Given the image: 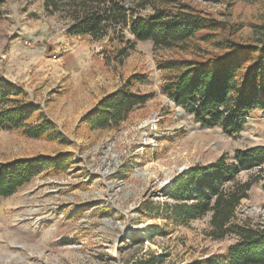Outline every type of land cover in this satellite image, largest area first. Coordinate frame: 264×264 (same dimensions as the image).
Listing matches in <instances>:
<instances>
[{
	"label": "rangeland",
	"instance_id": "rangeland-1",
	"mask_svg": "<svg viewBox=\"0 0 264 264\" xmlns=\"http://www.w3.org/2000/svg\"><path fill=\"white\" fill-rule=\"evenodd\" d=\"M194 2L219 19L241 23L234 39L263 38L264 0ZM193 43L217 52L198 38L185 50L141 41L120 59L117 48L124 44L69 35L66 21L46 13L42 0H5L0 79L22 91L14 99L40 108L29 122L52 121L58 138L0 128V163L68 155L69 168L48 169L0 198V264H190L227 254L238 237L215 238L211 215L186 224L167 219V193L190 167L264 146V111L251 112L242 131L229 136L165 95L171 70L161 65L199 56ZM134 75L145 79L128 85ZM123 89L153 97L120 124L92 128L87 116ZM239 179L255 183L237 219L264 228V165Z\"/></svg>",
	"mask_w": 264,
	"mask_h": 264
},
{
	"label": "trees",
	"instance_id": "trees-1",
	"mask_svg": "<svg viewBox=\"0 0 264 264\" xmlns=\"http://www.w3.org/2000/svg\"><path fill=\"white\" fill-rule=\"evenodd\" d=\"M195 0H42L50 15L66 21L71 36L109 38L125 47L117 48L124 59L137 42L152 41L164 48L192 46L198 38L212 42L216 53L199 43V56L166 61L170 69L162 91L178 106L210 127L219 126L229 136L240 133L251 112L264 111V36L260 41L241 42L234 36L241 23L213 16ZM200 1V0H199ZM231 6L235 0H203ZM5 0H0V6ZM148 9L150 12L148 13ZM134 75L128 85L144 81ZM22 93L0 79V128L21 129L28 137L58 138L55 124L43 119L31 124L39 107L14 97ZM153 94L129 89L106 96L85 119L92 128H109L125 121L134 108L145 105ZM264 165V146L238 149L216 161L190 167L171 183L165 204L167 219L184 224L211 215V234L217 238L235 235L238 240L227 254L212 255L190 264H264V228L237 219L241 202L249 197L255 181L239 175ZM69 168L68 155L36 156L0 163V198L13 196L19 188L48 169Z\"/></svg>",
	"mask_w": 264,
	"mask_h": 264
}]
</instances>
